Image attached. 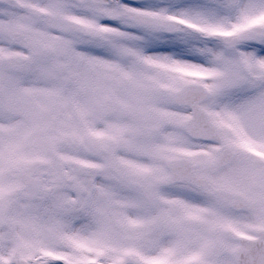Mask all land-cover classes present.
I'll return each instance as SVG.
<instances>
[{
  "label": "snow or ice",
  "instance_id": "6c2138e0",
  "mask_svg": "<svg viewBox=\"0 0 264 264\" xmlns=\"http://www.w3.org/2000/svg\"><path fill=\"white\" fill-rule=\"evenodd\" d=\"M0 264H264V0H0Z\"/></svg>",
  "mask_w": 264,
  "mask_h": 264
}]
</instances>
